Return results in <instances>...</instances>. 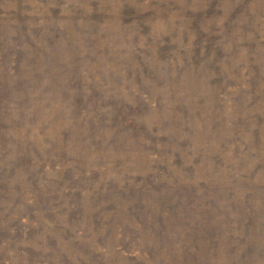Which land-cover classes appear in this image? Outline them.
Here are the masks:
<instances>
[{
    "label": "rangeland",
    "instance_id": "rangeland-1",
    "mask_svg": "<svg viewBox=\"0 0 264 264\" xmlns=\"http://www.w3.org/2000/svg\"><path fill=\"white\" fill-rule=\"evenodd\" d=\"M0 264H264V0H0Z\"/></svg>",
    "mask_w": 264,
    "mask_h": 264
}]
</instances>
